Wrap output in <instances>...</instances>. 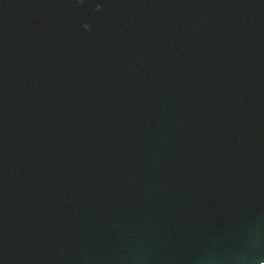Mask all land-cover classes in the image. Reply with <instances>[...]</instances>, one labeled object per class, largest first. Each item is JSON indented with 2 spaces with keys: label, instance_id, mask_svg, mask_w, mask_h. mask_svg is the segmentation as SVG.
<instances>
[{
  "label": "water",
  "instance_id": "obj_1",
  "mask_svg": "<svg viewBox=\"0 0 264 264\" xmlns=\"http://www.w3.org/2000/svg\"><path fill=\"white\" fill-rule=\"evenodd\" d=\"M0 264H264V0H0Z\"/></svg>",
  "mask_w": 264,
  "mask_h": 264
}]
</instances>
